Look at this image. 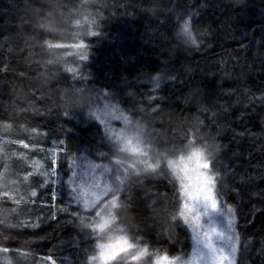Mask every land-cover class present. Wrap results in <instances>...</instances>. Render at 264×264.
Listing matches in <instances>:
<instances>
[{"label": "trees", "instance_id": "16d2710c", "mask_svg": "<svg viewBox=\"0 0 264 264\" xmlns=\"http://www.w3.org/2000/svg\"><path fill=\"white\" fill-rule=\"evenodd\" d=\"M87 9L98 25L78 73L57 43ZM185 24L196 31L186 52L173 38ZM80 84L148 118L160 145L182 143L194 126L210 137L218 194L237 214V264H264V0H0L2 257L84 264L92 248L88 218L53 181L69 156L108 147L103 126L72 102ZM120 202L153 249H190L187 225L160 228L178 204L166 179L135 178Z\"/></svg>", "mask_w": 264, "mask_h": 264}, {"label": "clouds", "instance_id": "9594fccd", "mask_svg": "<svg viewBox=\"0 0 264 264\" xmlns=\"http://www.w3.org/2000/svg\"><path fill=\"white\" fill-rule=\"evenodd\" d=\"M173 38L185 52L196 47V31L191 25L180 26ZM215 154L214 141L202 137L195 126L182 143L158 144L151 121L140 116L129 120L126 131L111 146L112 161L125 183L151 177L166 179L175 187L178 204L161 224L165 232L178 221L190 224L182 215L188 212L185 204L195 216L204 199L215 191L217 175L211 167ZM85 207L93 213L88 223L93 244L84 264H199L195 257L153 249L140 234V226L125 214L122 202L110 199Z\"/></svg>", "mask_w": 264, "mask_h": 264}, {"label": "rangeland", "instance_id": "374dc122", "mask_svg": "<svg viewBox=\"0 0 264 264\" xmlns=\"http://www.w3.org/2000/svg\"><path fill=\"white\" fill-rule=\"evenodd\" d=\"M97 16L94 10L87 9L82 14V18L74 25L70 37L57 43V56L65 68L80 73L82 61L88 56L87 39L94 36L97 31ZM80 86L72 102L75 106L77 105L78 109L80 108L85 118L97 121L103 126L108 147L105 153L99 152L95 156L84 153L69 156L68 172L65 176H57L53 181L56 182L55 186L57 185L56 187L61 192L63 191L66 204L77 207L78 210L85 213L88 218L86 223H89L93 218V213L85 207L86 204L93 207L101 201L105 203L110 199L120 201L125 182L120 170L112 161L111 146L126 131L131 116L108 91L96 89L90 85L80 84ZM49 154L53 161H56L57 153L50 150ZM214 197L217 200L218 209L208 208L206 215L198 211L199 227H197V215L193 216L189 212L187 218L185 217V223L191 220L187 226L191 232L192 245L182 255L195 257L199 264H237L241 242L237 231L236 210L218 194L217 185ZM201 210H203V206ZM197 231L200 232L199 238L196 235ZM218 232L224 233V239L217 236ZM205 234L214 246H223L225 249L223 253L218 251L215 259L205 247ZM228 236L233 238L231 242L227 240ZM233 247H235V251H233ZM221 256H227L228 259L221 260ZM3 259L8 264L9 262L11 264H36L35 261L38 264H61L54 255L51 256L50 262L41 260L39 262L38 259H32V257H21L16 260L11 256L2 257L0 255V260Z\"/></svg>", "mask_w": 264, "mask_h": 264}, {"label": "snow or ice", "instance_id": "6c2138e0", "mask_svg": "<svg viewBox=\"0 0 264 264\" xmlns=\"http://www.w3.org/2000/svg\"><path fill=\"white\" fill-rule=\"evenodd\" d=\"M188 24H185V27H187ZM214 193L215 191L210 195V196H207L205 199H204V202L199 206V209L198 211L203 214V215H206L207 214V209L208 208H211V209H218L217 208V200L215 199L214 197ZM35 193H33L34 195ZM209 201H211V203H209ZM202 206H203V210L202 209ZM185 208L188 209V212L187 213H182V215H185V217L187 218L188 216V213L191 212L190 208L188 207L187 204H185ZM196 221H197V227H199V215L196 216ZM214 230V229H213ZM195 231V229H194ZM196 235H197V238H199L200 236V232L197 231L196 232ZM217 236L220 237L221 239H224V233H221V232H218L217 233ZM205 240H204V244H205V247L212 253V256H213V259L216 258V253L219 251L221 253H223L225 251V249L223 248V246H220V247H216L213 245V243L211 242L210 239L207 238V234H205ZM232 237L231 236H228L227 237V240L229 242L232 241ZM233 251H235V247H233ZM221 260H227L228 257L227 256H221L220 257Z\"/></svg>", "mask_w": 264, "mask_h": 264}]
</instances>
